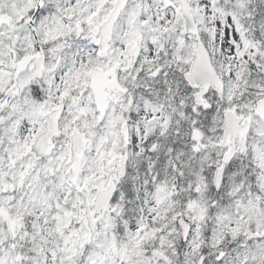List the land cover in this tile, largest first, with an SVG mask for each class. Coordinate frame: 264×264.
I'll return each mask as SVG.
<instances>
[{"label": "snow or ice", "instance_id": "1", "mask_svg": "<svg viewBox=\"0 0 264 264\" xmlns=\"http://www.w3.org/2000/svg\"><path fill=\"white\" fill-rule=\"evenodd\" d=\"M0 264H264V0H0Z\"/></svg>", "mask_w": 264, "mask_h": 264}]
</instances>
